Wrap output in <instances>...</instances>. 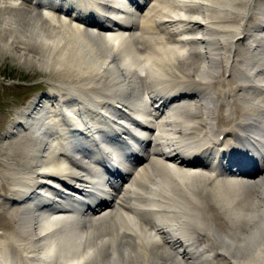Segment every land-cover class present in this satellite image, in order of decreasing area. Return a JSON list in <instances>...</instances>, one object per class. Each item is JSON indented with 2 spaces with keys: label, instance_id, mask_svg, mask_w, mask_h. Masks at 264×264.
Wrapping results in <instances>:
<instances>
[{
  "label": "bare ground",
  "instance_id": "obj_1",
  "mask_svg": "<svg viewBox=\"0 0 264 264\" xmlns=\"http://www.w3.org/2000/svg\"><path fill=\"white\" fill-rule=\"evenodd\" d=\"M7 54L60 81L0 145V264H264V0H0Z\"/></svg>",
  "mask_w": 264,
  "mask_h": 264
},
{
  "label": "rangeland",
  "instance_id": "obj_2",
  "mask_svg": "<svg viewBox=\"0 0 264 264\" xmlns=\"http://www.w3.org/2000/svg\"><path fill=\"white\" fill-rule=\"evenodd\" d=\"M24 3L29 6L28 3ZM58 79L55 75L33 66H25L8 54L0 55V145L10 123L15 119V112L27 106L37 95L50 90L51 82L57 83L60 81ZM0 167H4L3 163H0ZM7 214V211L0 209V232L7 231L3 228L10 227L13 225L12 222L15 223ZM217 220L224 227L221 218Z\"/></svg>",
  "mask_w": 264,
  "mask_h": 264
}]
</instances>
